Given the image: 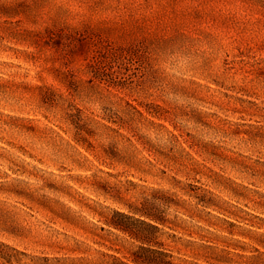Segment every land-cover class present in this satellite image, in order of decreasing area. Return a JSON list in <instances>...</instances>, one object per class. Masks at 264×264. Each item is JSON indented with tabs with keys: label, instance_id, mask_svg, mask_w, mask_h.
<instances>
[{
	"label": "rangeland",
	"instance_id": "1",
	"mask_svg": "<svg viewBox=\"0 0 264 264\" xmlns=\"http://www.w3.org/2000/svg\"><path fill=\"white\" fill-rule=\"evenodd\" d=\"M0 264H264V0H0Z\"/></svg>",
	"mask_w": 264,
	"mask_h": 264
}]
</instances>
